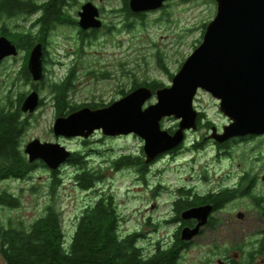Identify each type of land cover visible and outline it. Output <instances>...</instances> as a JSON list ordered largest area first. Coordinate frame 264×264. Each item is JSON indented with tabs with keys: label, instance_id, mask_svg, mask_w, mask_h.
<instances>
[{
	"label": "rangeland",
	"instance_id": "374dc122",
	"mask_svg": "<svg viewBox=\"0 0 264 264\" xmlns=\"http://www.w3.org/2000/svg\"><path fill=\"white\" fill-rule=\"evenodd\" d=\"M66 1L69 5L64 9L76 18L86 1L101 7L109 29L81 42L77 25L57 24L48 35L47 51L42 59L44 75L40 81L24 80L18 74L25 60L23 49H19L16 56L0 61V104L8 92L15 98L19 93L26 95L36 90L41 104L34 112L24 113L29 125L22 136V147L32 139L58 143L71 152H80L89 167L100 171L101 179L95 182L93 189L83 190L75 179V167L66 161L57 169L60 182L52 191V172L56 170H51L43 161H35L27 177L0 180V189L19 198L16 207L0 206L1 226L27 227L43 214L46 204L53 201L61 214L65 242H68L81 211L93 203L99 193H106L113 195L117 205L121 232L145 233L149 238L142 241L149 244L152 240L154 244L158 238L169 239L176 227L171 220L179 188L213 187L228 170L235 173L252 169L258 178L254 192L264 198V135H250L247 141L229 143L227 153L218 154L222 148H215L209 140L212 139L209 137L211 126L221 132L229 119L219 110L218 100L204 90L197 92L193 104L203 114L202 123L211 121L212 124L187 131L181 148L174 154L155 158L144 174L133 167L118 170L113 167V162L121 155H141L143 141L136 135L106 138L97 131L83 139L56 136L52 131L58 115L49 86L62 81L71 68L74 69L72 88L67 97L71 105L95 103L103 107L128 93L134 83L153 79L163 86L170 85L171 74L178 71L183 60L201 42L205 25L216 11L214 0H167L161 11H149L143 18L131 20H124L123 15L115 12L123 6V0ZM38 14H21L10 19L0 17V29L6 27L16 32L31 28L34 31L31 24ZM105 72L114 75L103 77ZM155 101L153 96L144 106ZM178 122L174 117H164L160 123L162 129L172 133ZM204 175L205 179L197 178ZM237 202L225 209L215 231L206 233L212 247L216 245L212 248L214 251L206 252L207 264H219L218 260H223L225 255L233 257L235 253L239 254L238 261L243 262L249 252L254 253L253 264H264V213L248 200ZM238 211L244 213L241 219L236 216ZM194 254L191 252L182 264H197L191 257ZM0 264H4L1 253Z\"/></svg>",
	"mask_w": 264,
	"mask_h": 264
},
{
	"label": "water",
	"instance_id": "95a60500",
	"mask_svg": "<svg viewBox=\"0 0 264 264\" xmlns=\"http://www.w3.org/2000/svg\"><path fill=\"white\" fill-rule=\"evenodd\" d=\"M166 0H128L133 13L160 9ZM216 11L206 23L201 42L183 60L168 86L152 90L139 85L103 107H80L55 117L52 131L56 136L86 139L100 131L105 136H138L143 141L144 161L178 147L186 131L197 130L198 111L194 98L199 90L208 92L219 102V110L229 124L218 132L211 126L209 137L217 142L250 135H264V0H214ZM98 8L90 1L78 11L81 30L101 27ZM16 45L0 36V61L16 56ZM43 44H34L28 55L27 69L33 81L43 77ZM156 101L144 106L151 97ZM40 102L36 90L21 102L23 113H32ZM174 117L178 127L170 133L161 128V119ZM30 163L43 161L57 170L71 155L58 143L32 139L23 146ZM210 206H197L181 213L182 219L198 220L192 229H181L182 239L195 236L204 225ZM238 216H241L239 213Z\"/></svg>",
	"mask_w": 264,
	"mask_h": 264
},
{
	"label": "trees",
	"instance_id": "16d2710c",
	"mask_svg": "<svg viewBox=\"0 0 264 264\" xmlns=\"http://www.w3.org/2000/svg\"><path fill=\"white\" fill-rule=\"evenodd\" d=\"M66 3V0H47L40 6L35 0H0V17L29 15L39 10L40 7L42 9L39 17L40 24H31L35 27L34 31L31 28L16 32L0 29V35L7 36L18 50L23 49L26 52L24 63L18 72L22 79H32L27 70L31 47L41 42L44 49L48 35L55 27L54 22L63 23L67 18L72 17L66 10L62 11ZM123 8L126 20L133 19L134 14L128 7V0H123ZM97 32L98 30L95 29L93 33L88 34L79 28V39L84 42L86 38H95ZM72 76L73 71L70 70L62 81L52 82L49 86L57 115H66L86 105H71L67 99L72 88ZM139 85H146L152 90L163 86L160 81L153 79L134 83L132 88ZM32 86L36 88L35 84ZM11 95L8 92L0 104V180L25 178L35 166V162L28 161L22 147V136L29 125L27 117L20 108L25 94L19 93L15 95V98ZM87 106L96 108L99 105L91 103ZM202 115L198 113V123ZM211 124V121H207L204 125L209 127ZM136 159L135 156L126 155L123 156L122 162L125 165L137 164ZM67 161L75 167V179L83 190L91 189L94 183L101 179L100 171L92 170L80 152H71ZM59 182L58 170L53 171L50 183L52 191ZM182 198L183 195L175 203L178 213L186 207L185 200L183 201ZM18 205L17 196L5 189H0V206L16 207ZM262 212L264 213V208ZM120 223L121 216L113 195L103 193L96 196L95 201L81 211L74 233L69 241L65 242L61 214L52 201L46 204L43 214L27 227L0 225V253L4 264H176V249L166 250L148 260L138 257L133 247L132 237L122 235Z\"/></svg>",
	"mask_w": 264,
	"mask_h": 264
},
{
	"label": "flooded vegetation",
	"instance_id": "af4514ba",
	"mask_svg": "<svg viewBox=\"0 0 264 264\" xmlns=\"http://www.w3.org/2000/svg\"><path fill=\"white\" fill-rule=\"evenodd\" d=\"M35 1H36V3H38V5L42 6L47 0H39V1L35 0ZM166 2H167V0L165 1L164 5L160 9H158L157 11H161L165 7ZM67 5H69V4L66 3V5H64L62 7V11L65 12L64 8ZM80 8H81V6H80ZM97 8H98V12H99V18H100L101 23H102L101 27L97 30H98V32L99 31L102 32L101 30H106L108 27L106 26L107 25L106 22L103 20V16H102L103 9L101 7H97ZM123 9L124 8L122 6L118 10H115V12L118 13V15L119 14L123 15L124 20H125L126 17H125L124 11H122ZM78 11H77V16H78ZM148 12H139V13H133L132 12V14H134V18H143ZM35 13H39V14H38V17H36L34 19L33 23L35 25H39L41 22V21H39V17L42 14L41 7L39 10L35 11L32 14H35ZM29 15H31V14H29ZM1 18L8 19L7 16L1 17ZM10 18H14V17H9V19ZM54 24H55V26L57 24H68V25H77L78 26V18L72 16V17L67 18L66 22H63V23L62 22H54ZM1 29H7V28L3 27ZM93 30H95V29H88V30H82V31H84L88 34H91V33H93ZM78 34H80L79 30H78ZM0 36H5V35H0ZM5 37H7V36H5ZM78 37H79V35H78ZM46 46H47V43L43 49L42 59L45 56L44 53L46 54V51H47ZM118 66L120 67L122 65L118 64ZM70 70L73 71L74 69L71 68ZM113 75L114 74H110L108 72L103 73V77H107V78H110ZM197 125H198L197 129L200 127L205 128V125L202 123V120L200 121V123L197 122ZM188 131H190V130H188ZM186 133H187V131H186ZM120 136L121 135L105 136V137L106 138H119ZM249 138H251V136L236 137L233 139L231 138V139L226 140L224 142H217L213 139H209V140L211 141L212 145L215 148H217V149L222 148L218 152V154H220L221 152L227 153L228 150H226V149H227L229 143L243 142V141H247ZM203 141H206V140L203 139ZM183 142L178 147H176L175 149H172L171 151H169L168 153L163 154V155L176 153L178 151L179 147L181 148V146L183 145ZM126 155H128V154L121 155L118 159H116L113 162V167L116 170L120 169L121 167L123 168L126 166V167H133L140 174H144L150 168V166H151L150 163H153L152 161L150 163H146L144 161L145 156L143 158V155H144L143 148H142L141 155L135 156L138 159V160L136 159L137 164L125 165L122 162V160H123V156H126ZM161 155H159V156H161ZM224 155H226V154H224ZM158 157H156V159ZM153 161H155V159ZM206 177H207L206 175L197 176V178L199 180H201L202 178L205 179ZM190 178H192V176H190ZM98 181H100V180H98ZM257 182H258V178H257V176L254 175V171L252 169H249V170L244 169L240 172L237 171L235 173H232L231 170H228L226 172V175L222 176L221 182L219 181V183H217L216 186L206 187L205 189H200L198 186H194V187H189V186L187 187L186 186V188H183V189L179 188V191L181 189L183 191L180 192L178 198L173 202V213L174 214H173V218L171 220V221L176 223V227H175L174 231L172 232V234L169 236V239L164 238L161 240L160 238H158L154 244H152V240H151V243L147 244V243H144V242H146L145 240L142 241V239L145 237H146V239L149 238V236L146 235L145 233H141L139 231H132V232L128 231V232H123L122 235L124 237H128V236L132 237V241L134 243L133 247L136 249L138 257H140L143 260H148V259L154 258L166 250L176 249V252H177L176 264H182L184 259H186L187 256H189V254L191 252L196 253L191 257L196 260L197 264H207L209 259L206 257V252L211 251L213 247L216 248V245H214L212 247L211 239L209 238V236L206 233L209 232L208 234H211L212 231H215V229L217 228L218 223L220 221V218L225 214L224 211L228 206L230 207L232 205V207H233L235 205V203H238L237 201L239 199H245V200H248L253 207L257 206L261 209V211L263 210L264 206L262 205V203L264 202V198L262 196L256 195L254 192V189L256 188ZM93 186L91 187V189H93ZM101 194L102 193H99L97 196H100ZM181 195H183L182 199H183V201L185 200L184 202L186 203V207L183 208L182 210H180L178 213L177 207L175 206V203L181 197ZM222 198L224 200H222ZM197 206H210V211H209V214L207 216V220L204 223V225H202L200 227L198 233L195 236H193L192 238L187 239V240L182 239L181 229L184 227H188V228L192 229L193 227L196 226L198 220L195 218L182 219L181 213L183 210H186V209H189L192 207H197ZM228 213L231 214L230 211H228ZM239 213L241 214V216H238ZM236 216L241 219L244 216V213L238 211L236 213ZM212 251H214V250H212ZM226 251L229 252V249ZM253 254H251V255L248 254L247 260H245L243 262L238 261L239 254H237V253H235V255L233 257H231L229 255H225L223 260H218V263L219 264H253L252 258H251L253 256Z\"/></svg>",
	"mask_w": 264,
	"mask_h": 264
},
{
	"label": "bare ground",
	"instance_id": "6f19581e",
	"mask_svg": "<svg viewBox=\"0 0 264 264\" xmlns=\"http://www.w3.org/2000/svg\"><path fill=\"white\" fill-rule=\"evenodd\" d=\"M28 70V69H27Z\"/></svg>",
	"mask_w": 264,
	"mask_h": 264
}]
</instances>
